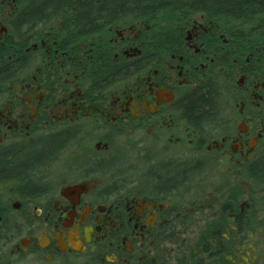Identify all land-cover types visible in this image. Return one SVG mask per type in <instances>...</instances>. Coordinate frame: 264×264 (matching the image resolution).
<instances>
[{"label":"flooded vegetation","instance_id":"obj_1","mask_svg":"<svg viewBox=\"0 0 264 264\" xmlns=\"http://www.w3.org/2000/svg\"><path fill=\"white\" fill-rule=\"evenodd\" d=\"M31 1L0 0V264H264L263 49L202 9L82 32Z\"/></svg>","mask_w":264,"mask_h":264},{"label":"trees","instance_id":"obj_2","mask_svg":"<svg viewBox=\"0 0 264 264\" xmlns=\"http://www.w3.org/2000/svg\"><path fill=\"white\" fill-rule=\"evenodd\" d=\"M31 2L24 11L22 21L34 22L59 8L68 7L72 11L68 10L65 15L77 14L75 22L79 23L82 32L96 28L103 21L132 9L147 12L162 10L169 16L166 18L168 22L172 20L170 12L202 9L208 16L216 18L231 38L245 39L241 46L247 51L254 52L255 45H258L264 53V0H32ZM214 105L215 94L205 93L199 94L189 103V107L203 109L192 110L191 113L201 111L206 118L212 117L210 108ZM30 155L32 165H36L40 155H34V152Z\"/></svg>","mask_w":264,"mask_h":264}]
</instances>
